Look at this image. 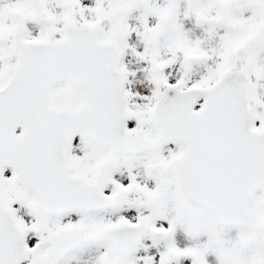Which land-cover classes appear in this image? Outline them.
<instances>
[{"label": "snow or ice", "instance_id": "obj_1", "mask_svg": "<svg viewBox=\"0 0 264 264\" xmlns=\"http://www.w3.org/2000/svg\"><path fill=\"white\" fill-rule=\"evenodd\" d=\"M0 264H264V0H0Z\"/></svg>", "mask_w": 264, "mask_h": 264}]
</instances>
